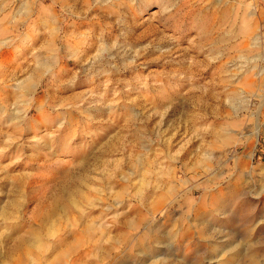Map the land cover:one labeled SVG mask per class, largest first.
I'll return each instance as SVG.
<instances>
[{"label":"rangeland","instance_id":"374dc122","mask_svg":"<svg viewBox=\"0 0 264 264\" xmlns=\"http://www.w3.org/2000/svg\"><path fill=\"white\" fill-rule=\"evenodd\" d=\"M176 263L264 264V0H0V264Z\"/></svg>","mask_w":264,"mask_h":264},{"label":"bare ground","instance_id":"6f19581e","mask_svg":"<svg viewBox=\"0 0 264 264\" xmlns=\"http://www.w3.org/2000/svg\"><path fill=\"white\" fill-rule=\"evenodd\" d=\"M219 238V237H218ZM250 258H251V256H250ZM219 262V261H218ZM177 264V263H176ZM179 264V263H178Z\"/></svg>","mask_w":264,"mask_h":264}]
</instances>
